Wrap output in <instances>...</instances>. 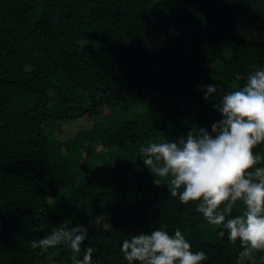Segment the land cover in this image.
<instances>
[{
    "label": "trees",
    "instance_id": "16d2710c",
    "mask_svg": "<svg viewBox=\"0 0 264 264\" xmlns=\"http://www.w3.org/2000/svg\"><path fill=\"white\" fill-rule=\"evenodd\" d=\"M237 21L264 34V0H0V264H72L67 247L30 241L78 223L89 229L79 256L91 243L94 264H127L123 239L160 226L180 228L204 264H237L239 241L138 156L220 119L199 85L232 90L237 73L264 67V42ZM76 118L92 124L62 140Z\"/></svg>",
    "mask_w": 264,
    "mask_h": 264
},
{
    "label": "clouds",
    "instance_id": "9594fccd",
    "mask_svg": "<svg viewBox=\"0 0 264 264\" xmlns=\"http://www.w3.org/2000/svg\"><path fill=\"white\" fill-rule=\"evenodd\" d=\"M253 68L246 76L236 74L244 83L232 90L216 82L199 85L205 100L216 101L213 108L220 114L210 129L196 126L177 138L148 140L138 150L157 185L166 180L171 197L182 204L196 202V211L210 225L225 230L230 242L239 241L237 264L264 252V155L254 151L264 144V67ZM88 239L84 224H61L30 241V247L41 252L67 247L76 254L72 264H94L91 243L79 256ZM119 251L127 264H204L208 259L205 251L192 250L178 227L173 232L160 226L132 234Z\"/></svg>",
    "mask_w": 264,
    "mask_h": 264
},
{
    "label": "rangeland",
    "instance_id": "374dc122",
    "mask_svg": "<svg viewBox=\"0 0 264 264\" xmlns=\"http://www.w3.org/2000/svg\"><path fill=\"white\" fill-rule=\"evenodd\" d=\"M240 23L237 21L236 25V31L237 34L241 37L248 38V39H253V40H259L264 42V34H260L250 28H241ZM91 122H88L84 118H76L68 121L61 129V132L58 133V136L62 139L65 140L72 136L76 131L82 129V128H87L91 126ZM95 148L99 150L101 147L96 145ZM38 264H57L55 261L48 260L46 262H40Z\"/></svg>",
    "mask_w": 264,
    "mask_h": 264
}]
</instances>
